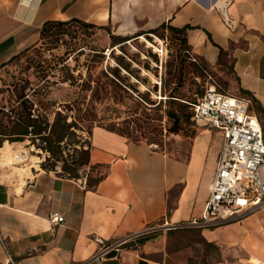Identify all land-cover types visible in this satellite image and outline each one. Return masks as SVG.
<instances>
[{"label":"crops","instance_id":"crops-1","mask_svg":"<svg viewBox=\"0 0 264 264\" xmlns=\"http://www.w3.org/2000/svg\"><path fill=\"white\" fill-rule=\"evenodd\" d=\"M71 18L117 41L162 25L182 29L205 68L228 59L239 96L264 117V0H0V70L35 47L45 22ZM195 127L173 152L93 127L88 174L102 170L93 186L86 174L42 168V151L25 148L24 175L0 173V264L78 263L98 251L95 238L120 244L91 264H264V207L213 228L139 234L201 215L223 135ZM52 213L64 220L51 223Z\"/></svg>","mask_w":264,"mask_h":264},{"label":"rangeland","instance_id":"rangeland-1","mask_svg":"<svg viewBox=\"0 0 264 264\" xmlns=\"http://www.w3.org/2000/svg\"><path fill=\"white\" fill-rule=\"evenodd\" d=\"M111 44L107 30L95 25L71 22L52 26L35 47L0 70V106H8L23 93L40 116L52 120L60 111L68 115V121H76V134L85 141V148L91 129L98 126L173 152L184 142L181 138L187 142L196 132L190 103L205 88L214 85L223 93L240 95L228 59L205 68L199 59H190L182 34L160 29L155 36L128 40L122 50L115 46L113 53ZM160 48L162 53L157 51ZM117 56L123 57L130 71L121 68L119 78L111 74ZM261 122L264 126V117ZM212 137L218 138L214 132ZM3 144L0 173L21 178L28 170L25 148L40 149L29 140ZM21 153V159H16ZM55 165L61 168V162ZM101 172L99 168L91 174L96 177Z\"/></svg>","mask_w":264,"mask_h":264},{"label":"built area","instance_id":"built-area-1","mask_svg":"<svg viewBox=\"0 0 264 264\" xmlns=\"http://www.w3.org/2000/svg\"><path fill=\"white\" fill-rule=\"evenodd\" d=\"M162 50L157 49L160 53ZM190 59L195 61L192 56ZM190 106V120L195 126L219 130L223 135L215 175L209 185L203 211L200 216L180 222L163 220L139 234L157 228H213L239 220L264 207V126L251 111L250 100L223 93L211 85ZM36 142L39 140L36 139ZM48 219L55 224L62 222L64 216L52 213ZM95 239L101 244L98 251L90 258L70 264L99 261L105 253L120 244L119 241L104 244L101 238ZM8 261L16 264L10 257Z\"/></svg>","mask_w":264,"mask_h":264},{"label":"trees","instance_id":"trees-1","mask_svg":"<svg viewBox=\"0 0 264 264\" xmlns=\"http://www.w3.org/2000/svg\"><path fill=\"white\" fill-rule=\"evenodd\" d=\"M71 22H79L82 25L88 27L94 26L91 23L85 24L84 21L77 20L75 18L65 21L52 20L44 23L41 29V36L46 34V32H48L54 25L65 26ZM160 28L163 29L165 26L162 25ZM168 28L175 34L183 35L182 29L174 27ZM159 29L140 32L132 37L123 38L119 41L116 40L118 37L111 36L112 44L110 47V53H113V48L115 46L120 47L122 50L124 43L131 38L137 36H147L149 38L150 36L147 33H153L157 35ZM116 59L117 66L111 69V74L114 77L119 78L121 68H124L130 72L128 70L129 64L123 61L122 56H117ZM200 67L203 69V66ZM170 96L174 97V95ZM36 111L37 110L33 108V104L28 102V100L25 98V94L23 93L19 94L13 103L9 102L8 106H0V148L2 147L4 141L11 143L29 140L30 144L35 145L36 148L47 154L41 164L42 168L56 170L55 163L61 162L60 174L67 175L71 178H79L81 176L80 170L83 169L84 174L87 175L88 184L93 186L97 180L101 178V175L97 177H90L88 174L90 168L86 172V168L88 167L89 163V150L88 148H85V141L79 138L76 134V121H68V115L62 114L60 111L55 112L52 120H50L47 116H40L39 114L35 113ZM36 139H38L39 142H36ZM64 149H66L67 152H64ZM70 149L71 152H68ZM77 153L81 154V159L77 158V155H75ZM89 180H95V182L89 183Z\"/></svg>","mask_w":264,"mask_h":264},{"label":"bare ground","instance_id":"bare-ground-1","mask_svg":"<svg viewBox=\"0 0 264 264\" xmlns=\"http://www.w3.org/2000/svg\"><path fill=\"white\" fill-rule=\"evenodd\" d=\"M147 43H148V42H147ZM152 46H153V45H152ZM155 50H156V49H155ZM21 155H22V153H21V154H18V155H15V158L18 159V160H20L21 157H22ZM21 161H22V160H21ZM17 163H18V162H17Z\"/></svg>","mask_w":264,"mask_h":264}]
</instances>
